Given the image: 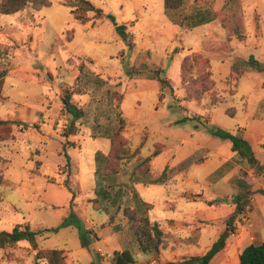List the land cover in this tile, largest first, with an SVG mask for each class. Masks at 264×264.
Masks as SVG:
<instances>
[{
	"label": "rangeland",
	"instance_id": "374dc122",
	"mask_svg": "<svg viewBox=\"0 0 264 264\" xmlns=\"http://www.w3.org/2000/svg\"><path fill=\"white\" fill-rule=\"evenodd\" d=\"M64 1L0 14V69L7 71L0 118L28 124L0 128V230L15 224L55 227L73 212L99 239L81 247L74 226L60 227L37 236L36 249L27 241L1 248L0 264H33L36 250L45 248L61 249L66 264H111L114 249L122 248L131 251L135 264L202 252L214 240L218 224L205 228L198 245L188 248L175 235H190L191 219L204 209L222 207V199L230 202L235 187L264 188V175L248 168L242 176L230 140L212 133H243L249 128L247 117L259 119L264 131V72L242 64L253 55L264 65V0H183L169 11L164 0H89L108 17L95 18L89 11L85 22ZM208 11L214 17L205 24H179ZM116 24L131 34V47L116 33ZM156 73L165 84L160 85ZM80 87L83 92L77 93ZM64 90L73 92L72 102L83 111L76 133L66 137L70 115L62 106ZM119 118L124 119L119 136L127 141L131 157L118 174L98 178L96 156L110 151L107 135L118 130ZM258 140V145L248 143L262 164L264 135ZM163 170V183L148 184ZM231 174L235 177L225 186L221 178ZM100 183L124 188L121 208L133 205L132 188L152 203L148 217L175 234L168 237L175 248L167 244L156 257L138 251L131 223L121 211L116 216L120 229L112 236L104 230L101 237L107 217L94 211L91 201ZM255 196L264 214V190ZM168 219L175 221L173 227ZM219 225L224 227V219ZM38 264L47 263L39 259Z\"/></svg>",
	"mask_w": 264,
	"mask_h": 264
},
{
	"label": "trees",
	"instance_id": "16d2710c",
	"mask_svg": "<svg viewBox=\"0 0 264 264\" xmlns=\"http://www.w3.org/2000/svg\"><path fill=\"white\" fill-rule=\"evenodd\" d=\"M182 3L183 0H164V6L168 11L181 6ZM64 4L70 7L71 13L81 22L87 20L88 17L86 16V13L89 11L94 12L95 18L108 17L100 7L95 6L89 0H68V2L64 1ZM28 5L40 8L49 6L50 2L49 0H0V14H12ZM210 13V11H208V13L196 12L191 17L187 16L185 22L179 21V24L181 25L184 23L192 27L205 24L211 21L214 17L213 14ZM115 31L129 47L132 46L131 34L126 31L123 24H116ZM242 64L245 68L250 70L264 72L263 63L253 55H249L246 60L242 61ZM6 72V69H0V92ZM87 77L89 78L88 75ZM156 79L159 81L160 85L166 83V80L158 73H156ZM90 80L95 83L102 82L100 79L96 80L95 77H90ZM76 92L81 93L83 92V89L80 87ZM72 95L73 92L64 90L61 96L63 110L70 115V122L63 131L65 137L69 134L76 133V121L83 114L81 108L72 102ZM230 114L233 113L231 112ZM123 121V118H119L120 124L118 130L112 132L111 135H107L111 139V148L108 154L98 153L96 156L98 166L95 173L98 178H110L111 176L118 174L122 164L131 157V153L127 147V141L119 136L120 129L123 127ZM9 124L20 125L21 128L28 127V124L25 122L0 118V128H8ZM212 133L221 138L230 140L231 150L235 154L233 158L238 160L237 164L240 166L239 171L243 176L246 174L248 168H255L257 173L264 175V163H258L254 158L251 146L243 137L242 131L237 135H233L227 131L215 129ZM158 153L159 150H155L152 155L155 156ZM64 155L66 157V163L68 164L69 156L65 151ZM149 160L150 156L144 158L145 162H148ZM224 164L219 167L218 173L223 167H225ZM221 175H223V172ZM164 181L165 170L162 171L158 178L148 181V184L163 183ZM136 182H138V180ZM257 191L263 190L258 189ZM124 192V188L117 183H100L93 188L94 197L91 199L92 208L94 211L107 216V220L101 223L100 228L111 224L121 211L122 215L131 223L132 234L138 250L145 255H153L156 257L159 254L160 249L167 246L169 234L168 232H165L157 222L149 219L147 211L150 210L153 205L150 202L142 200L134 188L131 189V201L133 205H123L121 208ZM252 192L253 191L251 190H239L232 196L231 203L235 205V208L233 212L226 217L224 229L203 254L184 257L176 261H168L164 264H208L210 259L224 247L226 239L235 229V221L240 219V216L245 213L246 207H249V197ZM73 197L74 193L71 192V200ZM222 202L226 203V200L222 199ZM213 203H215V200H210L208 205ZM64 226H74L77 229L79 244L81 247L87 248L92 238H94V240L98 239V236L95 235L90 228H86L84 222L77 215L70 212L60 224L55 227L31 229L26 225L22 226L20 224H15L11 230H0V249L19 241H27L33 249H36L37 236L42 235L43 233H56L60 227ZM238 256L239 264H264V242L249 243L245 245L240 250ZM39 259H44L47 264H66L63 251L57 248L37 249L34 254L33 264H38ZM134 262V257L131 251L127 248L115 250L111 256V264H133ZM90 264H94V261H91Z\"/></svg>",
	"mask_w": 264,
	"mask_h": 264
},
{
	"label": "crops",
	"instance_id": "0c3cea01",
	"mask_svg": "<svg viewBox=\"0 0 264 264\" xmlns=\"http://www.w3.org/2000/svg\"><path fill=\"white\" fill-rule=\"evenodd\" d=\"M249 120V128H243L244 132H243V136L246 138V140L248 142H250L251 144H255L258 145V139L260 137H262L264 135V131L263 128L261 126V121L257 118H253V117H247ZM260 146H262L264 148V144L260 143ZM234 153V152H233ZM235 154L232 155V157ZM231 158V157H230ZM254 169V168H253ZM243 176V175H242ZM234 174H231L229 176L226 177H222L221 180H224V182H226V184L224 183L225 186H227V184L234 179ZM251 179L253 181L259 182V179L256 178L255 176H252ZM258 189H262L264 190L263 186H259L258 188H244V187H235L234 191L232 192L230 195H235L237 191L239 190H251L253 191L252 194L249 197L250 200V204L249 207H246V211L245 213L240 216V219H237L235 221V229L234 231L228 236V238L226 239L225 245L224 247L219 250L209 261L208 264H239V252L240 250L247 244L249 243H259V242H264V232L261 230V227L264 226V214L263 212L260 210L261 208V204L262 202L257 203V199H256V191ZM215 203H213L212 205L214 206ZM224 205L221 206H217V209H215L214 207L212 208V210H205L204 212L200 213L196 219H191V221L189 222L192 225V229L191 232L195 233L196 232V236L192 233L186 237H179L176 236L175 234L171 233L168 230H165L164 228H161L165 231L168 232V234L170 235V237L174 236V238H180L179 239V243H182L183 245H185L187 248L188 246H191L192 244L198 245L202 233L204 231L205 228H209V226L211 225H215L218 224V229H217V233L214 236V240L217 238V236L220 234V232L224 229L225 227V219L226 217L231 214L235 208V205L233 203L230 202H226L223 203ZM257 215L256 218H253V215ZM106 216V215H105ZM107 217V216H106ZM150 219V218H149ZM204 219H208V220H212V223H207L204 224V222L202 220ZM224 219V227L223 225H219L221 224V220L223 221ZM171 221V224H168L169 227H173L175 225V221L172 219H168ZM220 221V222H219ZM219 222V223H218ZM119 220H115L109 224L106 225L105 227H103L99 232H100V236L102 237L103 231L106 230L107 233L112 236L113 234L116 233L117 230L120 229V224H119ZM179 225H186L188 224L187 222H182L179 221L178 222ZM252 223H255L257 226V229L254 230L253 228H251ZM251 224V225H250ZM232 237V240L229 239V237ZM99 239V238H98ZM213 240V241H214ZM173 241L170 238L168 247L170 249L175 248V246L177 245V243L171 244L170 242ZM213 241L211 242V244L213 243ZM136 243V242H135ZM206 245V249L203 250L202 252H197V253H190V252H184L185 255L187 256H192V255H201L203 254L210 246ZM137 246V245H136ZM125 249V248H122ZM120 249V250H122ZM116 249H114L115 251ZM138 250V248H137ZM139 251V250H138ZM230 252H232V257H230ZM162 260V259H161ZM160 259L157 260V262L161 261ZM150 261L149 264H155L156 263V259H150L148 260ZM168 261H175V259H166V261H163V264L168 262ZM136 261L133 263L135 264Z\"/></svg>",
	"mask_w": 264,
	"mask_h": 264
}]
</instances>
